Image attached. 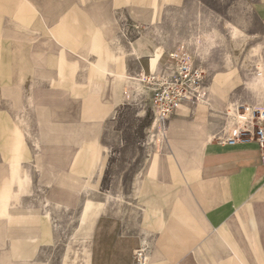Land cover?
<instances>
[{"label": "crops", "instance_id": "1", "mask_svg": "<svg viewBox=\"0 0 264 264\" xmlns=\"http://www.w3.org/2000/svg\"><path fill=\"white\" fill-rule=\"evenodd\" d=\"M177 1L0 0V264H135L140 247L145 264H264V165L253 144L219 152L223 110L206 104L180 106L166 153L146 160L139 235L119 238L103 205L89 202L80 220L89 235L57 251L54 214L80 193L70 174L97 189L105 127L131 98V79L175 69L171 55L155 65L151 54L138 55L132 22L143 26ZM253 5L264 26V0ZM203 114L212 139L179 162L167 130Z\"/></svg>", "mask_w": 264, "mask_h": 264}, {"label": "rangeland", "instance_id": "2", "mask_svg": "<svg viewBox=\"0 0 264 264\" xmlns=\"http://www.w3.org/2000/svg\"><path fill=\"white\" fill-rule=\"evenodd\" d=\"M253 3L254 0H178L175 5L161 7L157 16L150 14L152 18L145 25L139 20L132 22L139 27L134 38L139 39L137 42L144 48L137 53L151 54L153 60L156 53L180 54L188 59L204 72L207 98L213 82L229 88L226 103L221 108L222 116L232 106H264V100L249 86L255 77L264 73V26L255 16ZM153 10L155 12V6ZM123 32L120 26L118 35L122 38ZM134 83L140 84L133 82L128 103L106 124L103 137L106 160L97 189H87L84 187L86 179H79L82 188L75 191H80L76 194L75 206L54 214L59 252L76 238L89 235L80 227L89 202L103 205L105 214L102 216L115 222V234L119 238L136 236L142 231L145 221L137 205L138 178L149 155H163L166 146L160 132L152 125L147 91L140 84L142 91L137 92ZM217 123L218 129L222 123L224 125V116Z\"/></svg>", "mask_w": 264, "mask_h": 264}, {"label": "built area", "instance_id": "3", "mask_svg": "<svg viewBox=\"0 0 264 264\" xmlns=\"http://www.w3.org/2000/svg\"><path fill=\"white\" fill-rule=\"evenodd\" d=\"M124 38L126 32L124 31ZM175 69L164 77L153 74L138 75L131 81L139 82L147 91L146 100L156 131L163 141L168 123L180 106L206 104L204 72L180 54L172 57ZM136 78V79H135ZM225 123L213 139L219 152L238 144H253L264 165V106H232L223 113ZM134 263L145 264V249L134 251Z\"/></svg>", "mask_w": 264, "mask_h": 264}, {"label": "bare ground", "instance_id": "4", "mask_svg": "<svg viewBox=\"0 0 264 264\" xmlns=\"http://www.w3.org/2000/svg\"><path fill=\"white\" fill-rule=\"evenodd\" d=\"M159 56H160V54H157V53L155 54L154 65L156 64L157 58ZM116 76H117L116 78H118V79L123 78L122 76H118V75H116ZM122 81H123V79H122ZM232 83L233 82H231V84H230L231 86H232ZM249 86H250L251 90L253 92H255L256 96H260L261 100H264V73L259 74L257 77H255L249 83ZM124 87H122V88H124ZM134 87L137 88V89L135 88L137 92L142 91V86H140V84L138 85V84L134 83ZM209 88H210V96L208 97V100H207L208 94L206 91V105H208V107L216 113L221 112V108L226 103L227 95H228L227 92H228L229 88H227V89L222 88L217 83H214V82L211 84V86ZM262 104H264V102ZM210 109H208V110H210ZM218 115L221 116L223 119L222 113H218ZM203 116H204V114L201 117H199L198 121H195V122L194 121L193 122L182 121L181 123H176V124H174L173 121L171 122L173 124L170 125L168 130H167V144H168L167 146L169 149V153H171L173 158L174 159L176 158L179 162H181L185 157H189V158L191 157V158L195 159L200 148L205 143H207L208 141H210L212 139V138H210V136H208L207 121L205 118H203ZM222 127H223V123L221 124L218 131ZM218 131H217V133H218ZM217 133H216V135H217ZM90 134H92V133H90ZM164 138H165V135H164ZM154 165H155V163H154ZM70 176L72 178L70 189L76 191L78 189V186H79V188H82L80 186L79 179H73V175H71V174H70ZM57 185L62 186V183H60V184L58 183ZM75 188H76V190H75ZM145 262H146V260H145Z\"/></svg>", "mask_w": 264, "mask_h": 264}]
</instances>
